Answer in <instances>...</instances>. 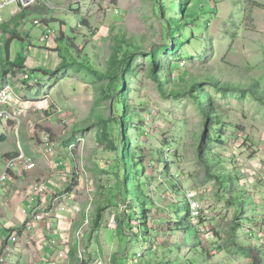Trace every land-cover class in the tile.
<instances>
[{
    "label": "rangeland",
    "instance_id": "1",
    "mask_svg": "<svg viewBox=\"0 0 264 264\" xmlns=\"http://www.w3.org/2000/svg\"><path fill=\"white\" fill-rule=\"evenodd\" d=\"M176 1L179 4L181 0ZM45 3L38 0L16 15L11 14L15 6L3 11L4 21L20 25L21 37L10 42L13 30L0 27V87L8 81L15 88L26 87L31 81L22 77L23 71H28L32 78L41 77V85L33 90L37 92L42 87L40 90L49 94L52 107L42 114L39 123L34 121L37 130L34 138L47 131L54 143L53 153L57 151L70 159L68 186L73 185L75 176L79 178L81 168L86 171L85 179L79 182L84 183L88 201L94 207L91 217L96 221L98 216L100 228L115 219L126 222L124 228L128 233L122 228L105 229L106 236L117 240L113 255L119 254L112 260L108 258L106 264H115V260L117 264H252L251 253L258 264H264V105L250 94L245 97L235 92L225 94L202 81L214 76L244 86L257 82L264 88V0H193L185 18L190 27L179 41L178 51L170 54L163 47L169 42L166 22L171 15L178 14L170 11L171 0ZM44 9L50 12L53 21L61 22H52L51 29L60 30L62 25L65 32L64 39L57 42L59 49L52 53L61 61L50 68H57L64 59L87 58L96 68L106 71L113 54L121 58L129 46L140 47L133 59L135 77L128 91L129 107L135 115L130 120L133 129L128 130V135L136 158L134 153H126L130 194L125 196L126 202L121 199L122 174L118 175L114 150L120 143V125L109 121L119 111L114 108L115 101L106 99L103 92L107 79H96L86 69L77 72L74 66L51 79L32 69L18 70L16 75L14 64L9 63V47L14 62L26 61L28 55L24 51H31L32 44L25 40L28 32L24 28L30 31L35 17H45ZM116 9L120 14L115 13ZM84 18L89 26L82 23ZM98 29L100 33L94 38ZM153 49L161 52V60L167 66L173 63L175 78L185 77L182 81L167 82L166 94L151 72ZM194 82H202L198 83L201 86L196 85L197 92L214 99V108L225 122L213 123L217 130L206 131L201 155L205 117L200 103L187 92ZM140 118H145L146 123ZM20 134L21 137L14 129L0 125V136L5 135L0 140V173L9 158L7 153L16 150L19 141L24 143V133ZM36 147L38 150L34 147L33 150L37 152L41 145L37 143ZM33 150L32 155L40 161L42 155H35ZM202 154L220 155L221 161L213 159L212 170L221 168L224 183L206 175ZM52 173L53 168H49L44 176ZM135 174L146 181L145 195L139 194L134 185ZM170 176L176 177L177 183L173 184L180 188L173 190ZM184 188L200 191L208 219L203 217L201 222L191 223ZM144 209L149 211V227L142 225ZM117 214L121 215L120 220ZM69 253V264H82L77 251L71 249Z\"/></svg>",
    "mask_w": 264,
    "mask_h": 264
},
{
    "label": "crops",
    "instance_id": "2",
    "mask_svg": "<svg viewBox=\"0 0 264 264\" xmlns=\"http://www.w3.org/2000/svg\"><path fill=\"white\" fill-rule=\"evenodd\" d=\"M47 1L49 0H42V3L46 5L45 2ZM51 8L54 7L51 6ZM41 9L42 8L40 7L39 10ZM42 13L45 14V17H35L30 31L27 27H23L28 32V38L25 40H29L32 44L31 51L29 49L24 51L25 55H28L26 56V61L24 63L17 62L18 64H22L24 66V70H53V68H50L49 66H56V64L61 61L58 56L54 57L52 53H56V51L59 49V44L57 43L58 40L64 39V28L61 25L60 30H54L55 37L50 40L49 38H46L44 36V33L47 28H51L50 26L52 22L57 23L60 21H57V19L53 21V19H51L52 15L50 14V12L45 9ZM37 19L40 20L39 24L35 23V20ZM2 26L10 28L12 30L16 28L18 32L20 28L19 24L14 26L8 24L6 19ZM45 43L46 45H44ZM9 44L11 45V43ZM8 60L10 63L14 62L11 57L10 47ZM17 72L18 69H15L16 75ZM45 76L48 79H51L53 77V75L51 74ZM38 85L40 86L41 84ZM33 88L34 86L27 84L26 87L17 88L16 90L23 97L30 99L36 98V95L41 96L40 94H42V92L40 89L42 87H40L37 92H35ZM28 92L34 94L35 97H33L34 95H31ZM42 114H44V110H38L37 112L30 114L23 120L22 125L20 127V132L18 134L19 137H21L20 133H24L25 141L23 144L19 141L17 144V149L13 152H8L7 154L19 152L20 146L22 150H24L27 154L30 155L33 154L31 152V148L33 150L34 147L36 150H38L36 148L37 140H35V134L32 133V130L29 128V123L34 122L36 120H38L39 123V121L42 120ZM0 125L7 127V129H14V125L12 122L3 121L0 122ZM36 150H33L35 152V155H42L40 161H37L35 159L37 162L36 168L31 171L22 170L19 171L17 174L13 173L12 178L7 180L6 182V184L9 186V193L5 194L0 186V253L3 246L9 248L8 254L5 255L6 262L4 264H57L59 262V253L61 251H64L67 254L64 264H69V262L71 261L69 251L71 249L74 253L77 251L75 231L83 222L84 212L77 216L69 212L67 214V217L64 220H61L59 218L61 212L58 207H56L51 215H49L43 221L35 223L34 229L36 231V234H33L30 239H27L23 236H19L16 242H12L10 240L12 236H15L16 233L20 232L19 229L23 228V225L25 224L26 219L28 217H26L22 212V208L27 204L23 198V189L29 186L30 184L37 182V179L39 177H41L42 180H49L52 174L50 176H44V172H46L47 169L54 167L55 161L61 163L59 169H61L64 173L60 176L59 174L52 175L54 179L48 181V184H50L48 192L40 196L39 199L36 200V202L42 203L44 206L49 207L55 202V200L62 196V194L67 190L68 187L72 188L73 186H68V179L71 175L72 170L69 162L70 159L67 158L66 155L60 154L56 151L55 154L53 153L49 155V159H47L42 154L41 150L37 152ZM82 169L83 168L80 169L81 171H79L77 175H79L81 179H85L84 172L86 171L82 172ZM54 170L55 169L53 168V174H55ZM74 179H77V177L75 176ZM73 183L74 181L72 182V184ZM85 187L87 188V186ZM74 188V201L80 206H82V208L87 206L90 201H88V195L84 189V183L77 182ZM93 212L94 207L92 208L91 214H93ZM117 216V218L120 220L121 215L117 214ZM97 217L98 216H96V221L93 220L90 226L85 229L83 243L89 244L92 241V243H94L97 247L95 256H99L103 260L104 264H106V260L108 258L112 260L115 257H119V254L117 253L113 255V251L114 249H116L115 246H117V240L115 242V238L111 236H106V234H104L105 229L109 228L113 230L115 228L114 230H119L122 228V230L126 232L124 228L126 222H117V224H113V222H111V224H108L109 226L107 225V223H105L102 225V228H100V222L98 221ZM94 234L95 236L93 237ZM92 257L90 258L92 259ZM115 262V264H117L118 261L115 260Z\"/></svg>",
    "mask_w": 264,
    "mask_h": 264
},
{
    "label": "trees",
    "instance_id": "3",
    "mask_svg": "<svg viewBox=\"0 0 264 264\" xmlns=\"http://www.w3.org/2000/svg\"><path fill=\"white\" fill-rule=\"evenodd\" d=\"M192 1L193 0H181L179 2V4H177L176 0H171L170 11L171 12L176 11V12H178V14H177V16L171 15L167 19V22H166L168 25L167 34H168L169 42L166 44H163V47L167 51H169L168 52L169 54L178 51L179 41L187 33V30H186L187 27H190L188 25V21L185 18L187 17V14L189 13L188 11L190 10V6L192 4ZM161 11H162V14L164 16H166L164 4L163 5L161 4ZM82 23L87 24L89 26V24L85 18L83 19ZM19 37H21L20 33L18 32L17 29H14L13 33L11 34L10 42L13 39L19 38ZM172 43L175 44L174 49H172ZM70 46H71V48L72 47L74 48L75 47L74 42L71 41ZM130 47H132V48H130ZM138 49H140V47H138L137 44L134 46H129V48L123 52L121 58L119 57L118 54H113V56L111 58V64L108 67V70H106V71H102V70H99L98 68H96L95 64L93 62L89 61L87 58H85V59L82 58L81 60H78V61H76V60L70 61L68 59H64L63 62L59 66H57V68H55L53 70H50V69H40L39 70L42 73H44V75H49V74L58 75V74H60V72L65 71L68 68L74 66L76 68L75 71H77V72L83 73V71H85V69H86L88 71V74H92L93 76H95L96 79H99V80L107 79V82L103 87V92L105 93L106 99L115 101L114 108L116 107L117 110L119 111L115 115L114 114L111 115L109 117V121L111 123L117 122L120 125V138H119L120 143L118 145L116 144V147H114V150L117 152L116 160H117V164L119 167L118 175L122 174V181L119 185V189H120V193L122 196L121 199L123 200V202H126L127 201L126 198L130 195L129 189H128L129 188V174H128V170H127L126 153L131 152L132 155L134 153V159L136 158V152L133 151L131 148L132 144H131L130 136L128 135V130L130 128L133 129V127L130 126V120L135 117V115H133L131 113V109L129 107L128 91L130 89V87H129L130 82H131L132 78L135 77V74H133V72H132V67H133V59H134V56L137 53ZM160 53L161 52H159L157 49H153L150 52L151 72H152V75H153L155 81L158 82L160 90L165 93L164 85L167 82H171L174 80L179 81L180 79L182 81L185 79V77L179 76L178 78H175V71L172 70L173 63L170 62V64L167 66L161 60V54ZM169 54H168V56H169ZM10 64H14L15 69H18V70H24L25 69L22 64H18L17 62H13ZM176 65H180V63H178ZM202 81L211 83L212 86L217 91H221L225 94H227L229 92H231V93L235 92V93H239L241 97H245V95L250 94L253 96V98L255 100L260 101V103L262 105H264V88H262L257 82H254L252 84L244 86V85H237L233 82H226V81L223 82V81L216 79L214 76H209L208 78H206ZM198 83H202V82H194L193 86H191V88L188 89L187 92L190 93L191 95H193L196 98V100L200 103L201 108H202L203 113H204V117H205V128L203 130L201 143H200V155H201V152L203 151V148H205V144H206L205 143L206 131L209 129V132L211 133L212 130H214V131L217 130V128L214 127L213 123H218V124L224 125L225 122H223L220 115L218 114V112L214 108V105H215L214 99L211 96L202 94L201 92H197L196 87L202 85V84H198ZM110 107H112V106H110ZM140 121H142V123L145 124L147 120L145 118H142V120H141V118H140ZM111 127L113 129V126H111ZM134 131H137V129L134 128ZM4 139H5V136L1 135L0 140H4ZM210 139L211 138L209 137L208 142L210 141ZM208 142H207V144H208ZM17 154H18V152H16V153L14 152V153H9L7 155H8V157H13ZM138 154L140 155L141 152H139ZM144 156H146V154H144ZM131 157L132 156L130 155L129 158L131 159ZM219 157H220L219 154H212V156H209L208 154L203 156V154H202V162H203V165H204L205 170H206V175L208 177H210V178L214 177V178L218 179L220 182H223L222 177H221V173H220L221 168H218L217 171L212 170V167L215 165V162L213 163V159L221 161V160H219L220 159ZM138 159H139V157H138ZM140 160L142 162H144V158L141 157V155H140ZM206 161H209L211 163L209 165H207ZM136 163H137V161H134V164H136ZM172 177L170 176V180H172V181H170L171 184H173V183L176 184L177 182H175V179H174L176 177L175 176H172ZM133 181H134L135 187L139 191V194L141 193L143 195V193H144V195H145L146 192H144V186L146 185V181L143 179V177H141L139 174H135L133 177ZM75 182H76V179H74V183ZM173 187H174L173 190L178 189V187L180 188L179 185L176 186L174 184H173ZM173 190H170V192L172 193ZM125 196H127V197H125ZM185 201H186V206L188 208L187 216L189 218L190 217V208H189V204H188L186 198H185ZM171 205L176 206V204H171ZM148 216H150L149 211L147 209H144L143 214H142V217H143L142 219L144 220L142 225L144 227H149V225H151V223L148 222L149 221ZM130 221H131V219H130ZM121 222L123 223V219L121 220ZM178 223L181 224V222H178ZM191 223L193 224L194 222H192V220H191ZM237 225L240 227L241 223L237 222ZM21 230L22 229H19L20 232H21ZM251 259H252V264H258L255 257L252 256V253H251ZM90 260H91V258L88 257L87 259H85L84 264H89Z\"/></svg>",
    "mask_w": 264,
    "mask_h": 264
},
{
    "label": "built area",
    "instance_id": "4",
    "mask_svg": "<svg viewBox=\"0 0 264 264\" xmlns=\"http://www.w3.org/2000/svg\"><path fill=\"white\" fill-rule=\"evenodd\" d=\"M38 0H0V27L4 23V15L3 11L10 7L15 6L11 9V14H17L18 12L22 11L25 8L32 7L37 3ZM115 13L120 14V10L116 9ZM35 23L39 24L40 20H35ZM97 30L95 36H98L100 32ZM94 32V33H95ZM46 38H53L55 37V31L51 28H47L44 33ZM0 40H1V32H0ZM22 77L25 80H30L29 83L31 86H36L41 84V78L36 76L32 78L31 74L28 71H23ZM52 107V102L50 100L49 94H44L38 96L36 98L30 99L23 97L19 94L15 88V86L11 82H5L0 87V122H12L14 125V129L18 134L20 131V127L22 125L23 120L28 117L30 114L37 112L38 110H44V112L50 111ZM29 128L34 133L36 130V124L34 122L29 123ZM35 134V133H34ZM37 140L36 144H40L42 154L49 159V155L54 151V143L52 141L50 133L47 131H43L41 136L35 138ZM37 148V147H36ZM38 149V148H37ZM60 162H54V172L52 175L59 174L63 175V171L59 169ZM37 166V162L33 155L27 154L24 150H22L21 146L19 147V152L17 155L13 157H9L7 159V163L5 168L0 173V186L3 192L9 193V186L6 184L7 180L12 178L13 173L17 174L19 171L27 170L31 171ZM59 169V170H58ZM42 181H37L26 188L23 189V198L27 203L23 208L22 212L27 217L25 224L23 225L22 231L16 233L15 236L11 237L12 242H16L19 236H23L27 239H30L33 234H36L34 229L35 223L43 221L49 215L52 214L54 209L58 207L60 210L59 218L64 220L67 217V214L71 212L73 215L77 216L84 212V219L82 224L77 228L75 231V238H76V247H77V258H79L80 263H84L85 259L89 256H93L90 260L89 264H104L103 260L99 256H95V252L97 247L92 241L89 244L83 243L84 239V231L87 227L90 226L92 223V202H90L87 206L83 207L80 206L78 203L74 201V187L76 186L77 182L81 180L79 177L76 179V182L73 184L72 188H68L62 196H60L55 202L46 207L42 203H37L36 200L39 199L40 196L46 194L49 190L48 181L53 180L52 177ZM184 195L189 204L190 208V218L192 222H201V218L210 217L209 214H206V208L204 204V200L200 197V191L198 192L197 189L192 188H184ZM170 200V198H168ZM119 203H117L118 205ZM113 224H117V220L113 221ZM1 232V226H0ZM164 234H161L163 236ZM95 234L93 235V237ZM56 242V241H53ZM9 252L8 247H4L1 249L0 253V263L4 264L6 262L5 255ZM67 254L64 251H61L58 255L59 263L64 264ZM137 257L135 261H137Z\"/></svg>",
    "mask_w": 264,
    "mask_h": 264
}]
</instances>
